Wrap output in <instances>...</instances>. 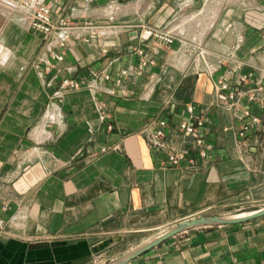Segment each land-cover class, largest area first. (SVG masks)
<instances>
[{
  "label": "crops",
  "instance_id": "crops-1",
  "mask_svg": "<svg viewBox=\"0 0 264 264\" xmlns=\"http://www.w3.org/2000/svg\"><path fill=\"white\" fill-rule=\"evenodd\" d=\"M48 3L56 18L121 28L61 49L0 3V264H111L184 221L264 208V116L254 107L262 123L241 138L249 103L224 106L215 91L231 53L239 72L261 80L264 0ZM143 27L178 40L138 75L132 47L153 56L156 44L139 41ZM122 70L130 76L120 86L92 81V71L118 78ZM66 78L84 88L62 90ZM188 105L209 122L207 158L179 129ZM162 120L158 150L150 139ZM174 153L195 165L171 166ZM129 264H264V217L191 230Z\"/></svg>",
  "mask_w": 264,
  "mask_h": 264
},
{
  "label": "built area",
  "instance_id": "built-area-1",
  "mask_svg": "<svg viewBox=\"0 0 264 264\" xmlns=\"http://www.w3.org/2000/svg\"><path fill=\"white\" fill-rule=\"evenodd\" d=\"M0 3L10 14L16 13L21 16L23 25L30 31L42 35L46 40H52L56 43V47L61 49L66 48V45L72 40L77 41L84 40L86 43H90L92 39H98L101 37L114 36L119 33L118 27L113 24L96 25L92 22L79 23L78 21H70L63 17L56 18L53 10V6L48 3V0H0ZM115 3L109 6V9L117 8ZM114 15H109L111 19ZM85 34H88L85 37ZM155 41V48L150 56L145 46L137 48L132 47V51L136 53L140 59V66L137 70L138 75H143L145 70L155 65L156 58L159 57L161 51L164 48L172 47L178 40V36L172 31H160L151 27H143L139 38L142 44H146L149 41ZM240 41L239 43H241ZM239 48V44L237 46ZM201 57L205 56V53H199ZM54 60L57 63H64V55H55ZM227 69L225 75L227 79L215 84V91L224 106L234 107L238 102L246 99L249 106L243 109V118L248 122L243 126L240 133L241 138H246L250 134L253 126H259L262 123L260 116L254 113V107L264 116V70H260V79L256 80L254 73L244 74L241 71L243 65L237 63L234 54L228 55L223 61L220 60L219 65H225ZM237 64V68L229 66V64ZM52 67V65H50ZM211 74L219 71L218 67L209 68ZM93 83L102 81L103 83H114L117 86L122 85L123 80L130 76L129 71L122 70L118 78H114L111 74H98L95 71L91 72ZM91 83L87 87L90 89H96L95 85ZM84 88L83 84L75 79L66 78L62 81V90L75 91ZM109 95H116L115 89L107 90ZM196 108L193 105H188L186 112L189 115V119L179 124V129L186 136L194 139L196 145L202 149L200 155L203 158L208 157V150L210 149V143L206 139L205 133L209 129L208 120L195 112ZM109 116L102 117L105 121ZM48 119L52 122L57 121V117L54 114L48 115ZM169 126L168 120H162L159 122L157 129L151 136V143L153 148L161 149L163 147V140L166 138V130ZM108 131L113 130L112 124H108ZM118 147H115L117 149ZM107 151V148L102 150ZM168 163L171 166H181L187 164L190 166L195 165L194 158H188L184 153H174L168 156Z\"/></svg>",
  "mask_w": 264,
  "mask_h": 264
},
{
  "label": "water",
  "instance_id": "water-1",
  "mask_svg": "<svg viewBox=\"0 0 264 264\" xmlns=\"http://www.w3.org/2000/svg\"><path fill=\"white\" fill-rule=\"evenodd\" d=\"M264 217V208L243 214H237L232 216H207L198 219H192L190 221H184L167 232H165L160 237L154 239L153 241L147 243L146 245L140 247L139 249L133 251L127 256L111 263V264H129L137 258L143 256L144 254L158 248L162 244L168 242L174 237L187 233L191 230L207 228V227H225L242 225L253 220H257Z\"/></svg>",
  "mask_w": 264,
  "mask_h": 264
},
{
  "label": "rangeland",
  "instance_id": "rangeland-1",
  "mask_svg": "<svg viewBox=\"0 0 264 264\" xmlns=\"http://www.w3.org/2000/svg\"><path fill=\"white\" fill-rule=\"evenodd\" d=\"M107 13H108V12H107ZM257 210H258V209L252 207V208H247V209L243 210L242 212H234V213H230V214H228V215H226V216H232V215H237V214L249 213V212H253V211H257ZM167 231H168V230H167ZM167 231H165V232H167ZM161 234H162V233H161ZM161 234L157 235L156 238L160 237ZM156 238H155V239H156ZM98 264H108V262H106L103 258H100V259L98 260Z\"/></svg>",
  "mask_w": 264,
  "mask_h": 264
},
{
  "label": "bare ground",
  "instance_id": "bare-ground-1",
  "mask_svg": "<svg viewBox=\"0 0 264 264\" xmlns=\"http://www.w3.org/2000/svg\"><path fill=\"white\" fill-rule=\"evenodd\" d=\"M111 10V9H110ZM111 12H115V9H114V11H110L109 13H111ZM111 14H113V13H111ZM165 233V232H164ZM163 232H162V234L161 235H163L164 234Z\"/></svg>",
  "mask_w": 264,
  "mask_h": 264
}]
</instances>
